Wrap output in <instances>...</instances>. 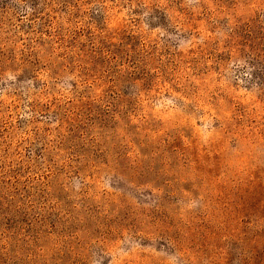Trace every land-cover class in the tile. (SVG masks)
Masks as SVG:
<instances>
[{"label": "rangeland", "instance_id": "374dc122", "mask_svg": "<svg viewBox=\"0 0 264 264\" xmlns=\"http://www.w3.org/2000/svg\"><path fill=\"white\" fill-rule=\"evenodd\" d=\"M0 264H264V0H0Z\"/></svg>", "mask_w": 264, "mask_h": 264}]
</instances>
